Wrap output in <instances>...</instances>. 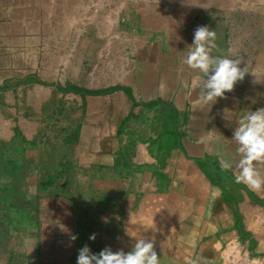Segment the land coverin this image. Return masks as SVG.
Listing matches in <instances>:
<instances>
[{
  "label": "crops",
  "instance_id": "0c3cea01",
  "mask_svg": "<svg viewBox=\"0 0 264 264\" xmlns=\"http://www.w3.org/2000/svg\"><path fill=\"white\" fill-rule=\"evenodd\" d=\"M122 2L131 8H121ZM101 3V12L82 16ZM110 11L117 12L113 22L103 19ZM84 19L90 45L67 50L68 42L77 41L71 27ZM91 25L102 29L94 32ZM199 26L217 33L213 57L232 48V56H242L251 72L211 106L193 103L206 77L179 61ZM108 35L137 48L130 60L118 57L121 83L97 87L87 78L78 84L82 71L75 63L63 65L65 51L92 59L95 42L107 43L101 39ZM143 42L165 44L158 53L156 44L144 50ZM90 66L86 75L93 74ZM68 95L88 102L71 146L64 144L67 133H36L41 114L42 119L49 110L60 114ZM259 108H264V0H0V148L7 157L17 152L35 162L34 168L61 148L76 185L98 187L99 201L104 191L113 198V204L101 205L100 221L88 216L84 225L73 217L74 205L63 192L40 195L32 225L40 224L42 235L64 225L60 233L69 234L64 252L48 259L52 264H71L85 244L93 254L108 247L127 253L145 237H154L161 264H228L239 250L264 264V190L236 184L233 171L219 165L220 159L240 158L232 142L235 127L246 111Z\"/></svg>",
  "mask_w": 264,
  "mask_h": 264
},
{
  "label": "rangeland",
  "instance_id": "374dc122",
  "mask_svg": "<svg viewBox=\"0 0 264 264\" xmlns=\"http://www.w3.org/2000/svg\"><path fill=\"white\" fill-rule=\"evenodd\" d=\"M128 2L133 4L134 0H128ZM114 4L111 8H114ZM103 5L105 6L104 9L110 8L111 6V4L108 5V3H103ZM101 6L102 3L101 5H90L88 9L86 8L87 11H82V16L89 19L93 14L96 15L99 13ZM128 6L131 8V5L122 2L121 8ZM95 9H98V12H95ZM115 12L110 11L108 14L105 13V15L103 13V19L109 20L108 22H113L111 19L113 17H118L116 15L117 12ZM83 21L85 22H83L82 26L75 25L71 27V32L75 34L73 38H76L75 40L77 41L68 42L67 50H74L78 47V49L82 51L85 49L86 45H90V39L89 36H87V33H89L87 32V28H89L87 27V20L84 19ZM121 23H119V26ZM122 24L125 26L128 22ZM117 25L118 24L114 22V26ZM91 26H93L94 32L102 29L97 25ZM108 37L109 38H106L105 36V38L103 37L101 39L105 41L108 40L107 43L95 42V44L99 43V46L96 48L94 45L96 53L92 59H89L84 53H79L76 56L65 51V56L62 57L63 65L71 66L75 63L76 68L82 71V73L79 72L77 74V80L79 81L76 82H78V84H83L84 81H87V78H89L91 82L93 81L94 86L97 87L99 85L112 86L121 83L122 75H119V72L116 70V65L119 63L118 57L119 61L125 58H129L130 60L131 51H134V48L137 50V48L130 42L121 41L119 39L116 40L115 36H111L112 38H110L108 35ZM144 43L145 42H143V44ZM155 44V49L160 53L161 49H158L160 47L159 44H165L164 42H146V44H144L146 46L141 44V47L143 49L144 46V50H149L150 48L154 49ZM164 52L165 50L162 52L163 56L166 55ZM87 53H89V51H87ZM99 53L103 54L102 58L97 56ZM184 59H179L183 66H185L183 62ZM87 63H91V66L89 64L87 65ZM82 64H85V67H82ZM88 66H90L89 69L91 71L93 70V74H85ZM101 71L106 74L109 73V75L104 76V74L101 76V74L98 73ZM63 74L66 75V73ZM98 74L100 75L99 79ZM70 97L71 95H68L62 99V102H64L66 106H63L64 108L60 114L57 112L53 113V111L49 110V112L43 113V119L41 114V118L39 117L40 120L38 119L37 121L40 127L36 133H67L65 135L64 144L69 146L75 142V138L79 139V136L76 137V133H80V126L86 117L88 102H86L85 98H83L82 101L80 100V102L78 98V103H76L75 100H71ZM95 100L100 103L101 97L97 96ZM116 100L117 99L113 97V103H115ZM101 107L102 105H99L97 109ZM57 109L58 107H56V110ZM82 115L83 118L81 117ZM81 118L82 120H80ZM70 133H75V136L73 134L70 135ZM0 149V264H52V260L48 259L50 257L53 258L51 254L54 258H57L60 253L64 252L61 246L64 244V241L69 240L66 239L69 234L60 233L67 229L64 225L50 226V228H46V233L43 235L41 234L42 226L40 224H37V229L34 224V226L32 225V216L35 211L33 209H35L36 204L38 206V202H40L42 196L41 194L45 193V191L49 192L54 190L58 193L63 192L67 200H72L74 205L73 217H77V220L80 221V223L83 222L84 225L87 223L86 218L88 216L96 217L97 221H100L101 205L107 202L113 204V198L109 197L106 191H104V196L106 197L104 200L106 201H99V196L101 195L99 194L100 191L98 193V190H96L98 187H95L96 189L94 190L84 184L76 185L78 182H74L73 174L71 176L72 172L70 168H68L69 164L66 159L67 154L64 156V154L61 153V148L49 153L48 156L50 159L46 157V160L39 162L38 168H34V164L36 163L33 161H27V159L23 161L19 153H9L7 157L4 153V148L1 147ZM63 149L65 151V148ZM117 181L120 180L117 178ZM106 185L107 183L105 182V187ZM121 187L124 188L123 185H121ZM115 194H121V189L116 188ZM79 229H81L80 226ZM77 256L78 250L73 254L71 264H76ZM55 262L54 264H68L67 262L58 263L56 260Z\"/></svg>",
  "mask_w": 264,
  "mask_h": 264
},
{
  "label": "clouds",
  "instance_id": "9594fccd",
  "mask_svg": "<svg viewBox=\"0 0 264 264\" xmlns=\"http://www.w3.org/2000/svg\"><path fill=\"white\" fill-rule=\"evenodd\" d=\"M216 39L215 30L207 26L197 27L183 61L191 70L206 77L198 99L193 102L195 104L211 106L218 98H226L225 93L232 92L236 84L251 73L242 56H232V48L228 49V55L213 57L211 53L217 47ZM232 142L238 145L240 158L235 163L220 159L221 170H232L236 184H243L253 191L264 190V108L246 111L241 116ZM70 239L75 241L77 237L73 235ZM90 239L94 241L95 234ZM261 249H264V242ZM76 264H161V258L155 251L154 237H145L136 239L132 250L127 253L123 250L114 252L108 247L93 254L85 244L78 250Z\"/></svg>",
  "mask_w": 264,
  "mask_h": 264
},
{
  "label": "built area",
  "instance_id": "2783aa9c",
  "mask_svg": "<svg viewBox=\"0 0 264 264\" xmlns=\"http://www.w3.org/2000/svg\"><path fill=\"white\" fill-rule=\"evenodd\" d=\"M98 12V9H95ZM228 264H260L259 261L242 250L235 251Z\"/></svg>",
  "mask_w": 264,
  "mask_h": 264
}]
</instances>
